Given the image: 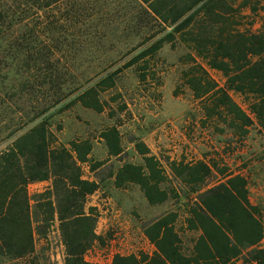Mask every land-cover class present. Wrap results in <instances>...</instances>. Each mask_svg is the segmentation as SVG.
Returning <instances> with one entry per match:
<instances>
[{
	"label": "rangeland",
	"instance_id": "obj_1",
	"mask_svg": "<svg viewBox=\"0 0 264 264\" xmlns=\"http://www.w3.org/2000/svg\"><path fill=\"white\" fill-rule=\"evenodd\" d=\"M226 4L231 10L214 25L217 34L262 32V0H226ZM125 22L107 17L101 25H112L111 33L99 28L89 37L59 40L58 69L74 94L27 124L22 113H41L52 95L42 71L34 73L33 90L21 100L24 111L0 113V153L46 120L50 149L62 147L75 160L84 159L77 162L81 178L96 186L84 204L86 215L95 220L96 237L82 257L86 264H114L117 258L152 264L156 248L146 230L154 235L152 223L164 216L173 222L181 252L189 255L198 235L187 230L186 221L196 200L191 191L199 184L197 175L188 178L183 168L196 164L211 169L202 178V191L222 183L227 175L245 179L249 202L263 228L258 248L264 249V130L250 110L254 98L228 91L223 73L209 68L205 55H198L192 43L179 37L154 55L137 57L158 38L143 45L135 37L134 23ZM42 41L51 48L49 41ZM134 58L138 62L125 69ZM81 94L83 99L78 100ZM227 100L249 119V126L241 115H232L235 109ZM18 129L15 136L9 134ZM51 191L52 180L26 187L32 253L20 259L0 253V264H66L60 223L43 207ZM106 197L112 203L104 216L105 207L97 203Z\"/></svg>",
	"mask_w": 264,
	"mask_h": 264
},
{
	"label": "trees",
	"instance_id": "obj_2",
	"mask_svg": "<svg viewBox=\"0 0 264 264\" xmlns=\"http://www.w3.org/2000/svg\"><path fill=\"white\" fill-rule=\"evenodd\" d=\"M229 10L226 0H0V99H4L0 113L11 110L18 115L24 111L21 100L33 90L30 78L38 71L52 95L41 113H22L27 124L73 95L75 91L64 85L66 75L58 69L59 40L89 37L99 28L111 33L115 31L112 25H101L109 17L132 21L135 37L143 45L158 38L137 57L154 55L176 37L192 43L198 55L206 56L209 68L223 73L228 91L254 98L250 110L264 130V27L257 36L222 30L217 34L214 25L222 22ZM43 39L51 43L50 49L44 47ZM137 62L134 58L124 68ZM228 104L235 109L232 115H241L243 124L249 126V119L230 101ZM19 130L9 134L15 136ZM50 139L44 120L0 153V253L16 259L32 253L33 221L26 187L52 180L49 201L43 207L60 223L66 264H86L82 257L96 237L92 231L95 220L86 215L84 204L96 186L81 178L77 162L84 159L75 160L62 147L51 150ZM183 169L188 178L197 175L195 183L199 184L191 191L196 200L186 221L187 230L198 237L190 254L184 255L173 222L168 216L159 218L151 225L154 235L146 230L156 248L149 263L234 264L241 259L242 264H264V249L258 248L263 228L249 202L245 179L227 175L222 183L202 191V178L209 176L211 169L202 164ZM143 191L150 202L145 187ZM114 264L138 262L117 258Z\"/></svg>",
	"mask_w": 264,
	"mask_h": 264
},
{
	"label": "crops",
	"instance_id": "obj_3",
	"mask_svg": "<svg viewBox=\"0 0 264 264\" xmlns=\"http://www.w3.org/2000/svg\"><path fill=\"white\" fill-rule=\"evenodd\" d=\"M99 202H100V204L97 203V206H103V207H105V209L102 210V214L104 216H107V213L109 212V210L107 209L108 207H106V206H110V204L112 203V200L110 198H107L106 197L104 199H101Z\"/></svg>",
	"mask_w": 264,
	"mask_h": 264
}]
</instances>
